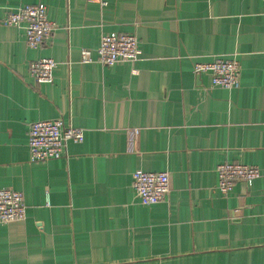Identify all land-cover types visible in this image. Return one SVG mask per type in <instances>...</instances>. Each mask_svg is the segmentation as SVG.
I'll list each match as a JSON object with an SVG mask.
<instances>
[{
    "label": "crops",
    "instance_id": "0c3cea01",
    "mask_svg": "<svg viewBox=\"0 0 264 264\" xmlns=\"http://www.w3.org/2000/svg\"><path fill=\"white\" fill-rule=\"evenodd\" d=\"M36 3L56 29L32 49L1 21ZM110 32L136 36V60L81 63ZM41 57L49 83L28 71ZM214 57L237 59L239 88L194 75ZM55 118L83 141L30 161V123ZM225 161L261 175L223 195ZM137 169L167 172L168 196L142 205ZM1 188L26 217L0 224V264H264V0H0Z\"/></svg>",
    "mask_w": 264,
    "mask_h": 264
},
{
    "label": "built area",
    "instance_id": "2783aa9c",
    "mask_svg": "<svg viewBox=\"0 0 264 264\" xmlns=\"http://www.w3.org/2000/svg\"><path fill=\"white\" fill-rule=\"evenodd\" d=\"M8 27L23 29L25 42L29 48L36 49L47 42L56 29L48 18L44 3L27 4L18 7L2 19ZM138 39L130 33H102L96 48V57L90 49H81V63L97 61L103 66L118 62L135 61L137 58ZM56 66L54 59L41 57L29 63L28 71L36 83H49L53 79ZM240 65L233 57H214L193 65L195 76L206 75L211 86L225 89H237L240 86ZM84 139L83 129L66 123L62 118L36 120L28 129V153L33 162H43L66 157L67 143H80ZM217 189L228 195L234 184L242 181L247 185L258 179L260 169L255 165L239 162H222L217 165ZM132 188L142 205H153L164 200L170 192L169 175L165 171L148 172L137 169L132 173ZM26 206L20 191L11 188L0 189V224L23 221Z\"/></svg>",
    "mask_w": 264,
    "mask_h": 264
}]
</instances>
